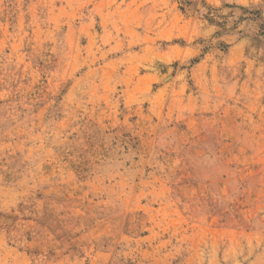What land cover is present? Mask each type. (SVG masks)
I'll list each match as a JSON object with an SVG mask.
<instances>
[{"label":"rangeland","instance_id":"rangeland-1","mask_svg":"<svg viewBox=\"0 0 264 264\" xmlns=\"http://www.w3.org/2000/svg\"><path fill=\"white\" fill-rule=\"evenodd\" d=\"M0 264H264V0H0Z\"/></svg>","mask_w":264,"mask_h":264}]
</instances>
